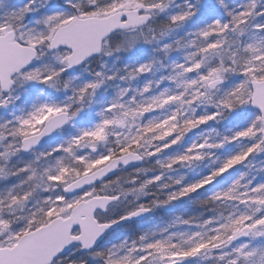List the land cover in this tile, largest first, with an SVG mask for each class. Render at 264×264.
Wrapping results in <instances>:
<instances>
[{
  "label": "snow or ice",
  "instance_id": "1",
  "mask_svg": "<svg viewBox=\"0 0 264 264\" xmlns=\"http://www.w3.org/2000/svg\"><path fill=\"white\" fill-rule=\"evenodd\" d=\"M0 264H264V0H0Z\"/></svg>",
  "mask_w": 264,
  "mask_h": 264
}]
</instances>
